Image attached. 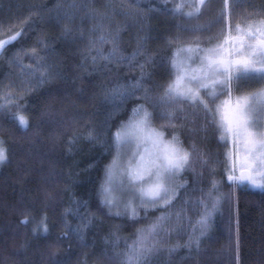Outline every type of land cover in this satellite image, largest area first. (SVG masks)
<instances>
[{
    "label": "snow or ice",
    "instance_id": "1",
    "mask_svg": "<svg viewBox=\"0 0 264 264\" xmlns=\"http://www.w3.org/2000/svg\"><path fill=\"white\" fill-rule=\"evenodd\" d=\"M168 3L169 0H163L162 10L188 19H198L205 7V0L193 3L173 0L171 8H167ZM105 7H111L115 13L114 6ZM126 7L125 15L146 19L157 6L153 4L148 9H142L137 0V3ZM54 8L57 10L56 24L60 27L57 39L71 37L76 42V50L82 59L79 67L90 65L93 74L95 71L100 72V79L95 85L97 95L105 102L111 101L113 111L124 108L127 115L126 119L110 125L106 139L101 141L111 151V160L102 166L98 174V210L106 207L108 213L112 214L115 207V216L126 214L136 218L139 217L138 207L142 206L145 210L144 218L151 220L149 224L138 228L133 237L123 238V249L119 248L122 240L118 235L119 228L110 232L106 240L115 251L106 253L103 264H151L150 255L159 249L164 238L170 236L174 229L190 228L185 245L190 252L198 251L210 226L211 217L221 201L219 188L222 179H211L207 188L195 187L199 181L180 179L197 150L194 133L202 130L207 135L211 130L218 144L228 146L224 152L223 175H226L230 185L239 187L247 184L264 190V0L260 19L247 25L238 23L235 33L231 27L233 5L229 0H224V8L220 10L218 18L227 24L226 32L225 24H221L222 39L218 38L215 43H211L212 38L209 37L208 46L205 47L202 37H194L190 43H185L180 36L171 37L168 41L170 55L165 51L164 56L159 51L150 50V36L140 35L139 32L130 56L121 54V26L112 27L111 21L105 24L107 13L97 8L77 3L76 0L57 4ZM61 8L64 9L63 14L58 11ZM85 9L87 16L99 22L85 27L82 18L81 24L77 25L76 17ZM32 15L30 12L29 23L21 24L20 31L10 28L12 34L0 38V50L6 51L8 46L24 35V29L30 27ZM35 15L42 17L44 14L38 10ZM199 30V25H193V32ZM52 39L47 34L38 35L35 47L30 50V57L22 55L25 53L23 48L9 57L10 64H16L21 72L27 73L21 81L22 88L12 91L11 81L7 85L0 81L3 87L0 92V109H19L21 114L14 118L18 119L23 128L29 126V119L22 114L25 106L18 101L35 87L64 78L60 63L49 55L54 51V44L50 43ZM172 45L176 47L172 48ZM197 57L198 62L195 59ZM25 58L31 59L32 63L23 65ZM157 60L164 64L167 78L146 86V78L152 77L148 69L154 68ZM124 61H127L129 68H139V77L129 82L127 77L120 76L118 65ZM242 80L253 81L260 87L233 95L234 88ZM133 96H138L144 103H133L128 111L126 101ZM13 97L16 103L10 102ZM186 103L192 107L190 114L184 107ZM178 112L184 115L180 126L186 130L189 115L192 122L202 119L200 128L193 127L187 131L188 137L193 139L190 148L185 147L180 138L183 133L175 131L177 125L174 122L178 119ZM157 117L174 129L170 136L162 130L165 124H154ZM36 134L38 130L33 133ZM88 135L100 140V134L95 129L90 130ZM7 159L8 150L0 140V163ZM197 191L199 196L194 195ZM83 206L80 201H76L75 208L65 210V218L75 213L80 217V223L73 229L70 221L63 219L67 231L61 233L62 237H67L72 231L80 235L81 230L94 221L95 213L90 212V207L85 213L80 212ZM148 209L158 212V215L149 218ZM136 222L133 219V223ZM44 227L47 231L46 224Z\"/></svg>",
    "mask_w": 264,
    "mask_h": 264
},
{
    "label": "trees",
    "instance_id": "2",
    "mask_svg": "<svg viewBox=\"0 0 264 264\" xmlns=\"http://www.w3.org/2000/svg\"><path fill=\"white\" fill-rule=\"evenodd\" d=\"M1 1L0 20L9 21L17 31H20L21 24L29 23V13H33L30 27L24 29V35L15 44L29 49L34 47L38 35H50L54 51L49 54L60 63L64 78L40 85L24 97L23 112L29 119L27 128L20 126L12 108L0 109V140L8 150L7 161L0 163V264H103L106 253L111 251L94 244L93 238H82L72 232L67 237L61 236L62 232L67 231L63 219H67L64 212L68 208V187L77 192L78 197L88 198L91 212L103 219L106 225H117L124 233L133 234L138 227L151 220L144 218V209L139 211L136 218L126 214L115 216V207L112 214L108 213L106 207L98 210V174L111 159L103 157L95 166V156L77 154L71 159L68 144L78 133L96 129L104 122L109 127L126 119L127 115L124 108L119 112L113 111L111 102H105L97 95L95 85L100 79V72L93 74L90 65L79 67L82 59L76 50V42L71 37L57 39L60 27L56 20H42L35 15L38 10L45 12L46 8L55 6L57 0H3L6 2L4 6ZM244 1L243 14H240L241 18L235 26L260 19L262 0ZM103 3V0H93L92 7L104 9ZM42 5L47 7L41 8ZM216 6L220 8L221 3ZM203 12V17L200 15L198 19L186 18L191 22L202 21L209 14V8L206 7ZM147 24L145 35L150 36L149 49L159 51L161 56L165 51L170 55L168 41L177 33L175 22L169 19L168 14L159 11L150 14ZM122 42L124 52L129 53L135 48L127 29L122 32ZM175 47L172 45V48ZM118 67L121 77H130L131 69L126 64L121 63ZM148 71L152 72V77L148 78L151 86L167 78L166 68L160 60ZM259 87L253 81L242 80L234 88L233 94H243ZM133 103L144 101L129 99L126 101L128 111ZM154 124L159 126L165 123L157 117ZM37 130L38 134L33 135ZM162 130L170 136L174 129L165 124ZM175 131L183 133L180 138L184 146L190 148L193 139L187 135L189 126L186 130L177 125ZM198 132L193 134L196 152L201 151L207 166L194 163V168L190 164L180 179L196 181L202 171L205 179L220 177L222 198L219 215L213 228L202 238L198 251L177 252L151 264H264V190L249 188L247 184L239 187L230 185L226 175H223L224 152L228 146L218 144L211 130L207 135L204 131ZM74 159H81L76 168L72 164ZM90 166L89 171L82 173L80 184L72 185L70 174L73 176L77 168ZM50 174H53L51 178ZM156 215L158 212L147 210L149 218ZM133 219L137 222L133 223Z\"/></svg>",
    "mask_w": 264,
    "mask_h": 264
},
{
    "label": "rangeland",
    "instance_id": "3",
    "mask_svg": "<svg viewBox=\"0 0 264 264\" xmlns=\"http://www.w3.org/2000/svg\"><path fill=\"white\" fill-rule=\"evenodd\" d=\"M68 2H71V0H57V3L55 5L65 4ZM76 2L77 3H85L89 7H92V4H93V0H76ZM103 2H104L103 3L104 9L99 8V10L101 12L107 13V17L104 20L105 24H107V23H109V21H111L112 27H117L118 25L121 26V33L126 29L129 30L131 35H132L134 45H135L137 33L139 32L140 35H145L146 29L148 28L147 18L146 19H140L138 17H132V16L125 15V12L127 11L126 6L128 4L137 3V0H103ZM172 2H173V0H169L167 8L172 7ZM177 2H178V0H177ZM184 2L185 3H193V2H198V0H184ZM1 3H2V6H4L6 2H4L2 0ZM219 3H221V7L217 8L216 5H219ZM229 3L233 5V8L231 10L232 11L231 27L233 29V33H235V27H236L235 23L241 18L240 14H243L244 9L242 10V6L245 7L244 3H246V1H244V0H229ZM153 4H155L157 7H156V9L152 10L151 14H153L155 12H159V11L161 13H163L164 15L168 14L169 19L170 20L172 19L178 28L177 33L174 34V37H176V36L182 37L183 41L185 43L192 42L194 37H202L203 38L202 43L206 47V46H208L207 42H208L209 37L212 38L211 43H215L218 38L222 39V36H220V29H221L222 23L225 24V32L227 31L226 22H222L218 19L219 14H220V10L222 8H224V0H205L204 9L206 7H208L210 12L208 15L207 14L205 15V18L202 21H199V22H191L190 20H187V18L184 16L173 14L167 10H162V9H164L163 0H139V7L142 9H148L150 7V5H153ZM106 5L114 6L115 7V13H113L111 7L106 8L105 7ZM122 5L124 7H121ZM215 8H217V9H215ZM46 9L47 10L45 12L43 11L44 15L42 17L40 16V18H42V20H44V19L45 20H50V19L56 20L57 10L54 8V6L51 8H46ZM48 9H52V11L49 12ZM204 9H203V11H204ZM58 11L61 14H63L64 9L61 8ZM203 11H202V13H204ZM85 13H86V9L81 10L79 12V14L76 17V24L77 25L81 24L82 18H83V25L86 24L85 27H90L92 25V23H94V22L98 23L99 22V20L93 21V19L90 16H87ZM49 15H52L53 17H49ZM201 15L203 17V14H201ZM225 15H227V10H225ZM10 20L13 21V19H10ZM14 21H16V20H14ZM193 25H199L200 30L193 32L192 31ZM10 28H16V27L11 25V23L9 21H6L2 18L0 20V38H5L6 34L11 35L12 34L11 31H9ZM141 29H143V31H141ZM15 31H17V30L15 29ZM33 46L35 47V44ZM20 48L25 49V53L22 55H26L28 57L31 56L30 50L33 47L27 49L24 47H20L15 43L8 46L6 51L0 50V81L3 82V85L9 84V82L11 81L12 91H16L17 88L23 87L21 85V81L27 75L26 72H21V69L19 66H17L16 64H10L9 63V57H11L13 55V53L15 51L19 50ZM134 49L131 52L127 53V52H124V49L122 48L121 54L130 56V54L134 51ZM50 57H51V55H50ZM195 59L198 62V57ZM31 63H32L31 59H28V58L23 59V65L27 66ZM122 63L127 65V61H124ZM128 69H131V75L128 78L129 82L132 79L139 77V75H140L139 68H129L128 67ZM145 84H146V86H151L148 78H146ZM38 87H35V88H38ZM2 91H3V87L0 86V92H2ZM141 91H143V90H141ZM226 94L227 93H225V95ZM27 95H28V93L24 97H26ZM233 95H238V94H233ZM24 97L18 101V103L20 105H23L22 100L25 99ZM220 98L222 99L223 97H220ZM130 99L139 100V101L141 100L138 98V96H133ZM0 102H2V99H0ZM10 102L16 103L17 101L13 97V98H10ZM111 106H112V110H113L114 106H113L112 102H111ZM184 107L189 114L192 112V107L189 104L186 103L184 105ZM12 109L14 110L16 115L21 114V111L19 109H17L16 107H12ZM121 109L122 108H120L118 111H115V112H119ZM22 114L24 115L23 111H22ZM177 116H178V119L174 123L176 125H181V122L184 120V115H183V113L178 112ZM159 120H161V119H159ZM161 121L163 123H165V121H163V120H161ZM201 125H202V120H200L199 122H192V117L189 115L188 126H189L190 130L193 127L200 128ZM107 129H108V123L107 122L102 123L100 126H98L95 129V131L100 134V140L91 138L88 135V132L90 130L74 135L69 140V144H68V153L70 155V158L73 159L75 157V155H77V154H82V155H86V156L87 155L88 156L89 155L95 156V158L93 160L94 161L93 166L97 165V163L103 157H109L111 159V151L109 150V148L106 144L101 142L102 140L106 139ZM200 131H202V130H200ZM112 151H114V149ZM80 160L81 159H74L73 160L72 164H73L74 168H76L77 165H79ZM194 163H199V165L207 166V163H205V160L202 157L201 151L199 153H197L196 151L193 153L191 164L194 168H196ZM91 167L92 166H90L86 169H82V168L78 169L77 168L74 171L73 176H71V174H70L69 181H71L72 185L78 186L81 182L82 173H85V171H87V170L89 171ZM88 176L89 175H87V177ZM204 176H205V173L202 171L201 177L200 178H198V176L196 177V181H199V183H197L195 185V187L207 188L210 186L211 179L216 178L215 176H213L210 179H205ZM216 179L221 180L220 177H218ZM248 187L252 188V189H260V188H253L250 186H248ZM68 190H69L68 208L69 207L75 208L76 207V201H80L81 204L84 205L83 207L80 208V212L85 213L89 209V204L85 203V202H88V198L85 199V197H78L76 194L77 192H75L74 190L71 191L69 189V187H68ZM219 192L222 194L221 186L219 188ZM194 195L199 196V191L195 192ZM137 204H139L138 199H137ZM121 209L123 210L122 207H121ZM142 209H143L142 206L138 207V212L141 211ZM90 212H91V210H90ZM219 212H220V203H219L217 209L215 210L214 214L211 217L210 226H209L206 234L213 228L214 223H215V221L219 215ZM193 215H195V214H193ZM67 219L70 221L71 227L73 229H75L77 227V225L80 223V217L76 216L75 213H73L72 217H67ZM149 223H147V224H149ZM140 227H138V228H140ZM116 228H119L118 235L122 238L121 243L119 245V248L123 249L125 246L124 242H123V238L133 237V234L136 231L133 234L124 233V231L120 229L121 227H118L117 225L114 226L113 224H110V223L106 225V222L96 215H95L94 221L89 223V226L86 229H82L81 234L78 236H80L82 238L91 237V238H93L92 240H93L94 244L96 243L98 246H101L102 249L113 252V251H115V249H113L111 244L107 243L106 237L108 236V234L110 232H112ZM188 230H190V228L189 229H174L170 236H166L164 238V243L159 246V249L150 255L149 260L151 262H153V261H156L158 259L168 258L172 254L177 253V252H179L180 254H184L185 251L189 252L190 250L185 245V241L188 238V235H187ZM72 233L77 235L75 231H72ZM174 245H178V246L173 247Z\"/></svg>",
    "mask_w": 264,
    "mask_h": 264
},
{
    "label": "bare ground",
    "instance_id": "4",
    "mask_svg": "<svg viewBox=\"0 0 264 264\" xmlns=\"http://www.w3.org/2000/svg\"><path fill=\"white\" fill-rule=\"evenodd\" d=\"M163 261V260H162Z\"/></svg>",
    "mask_w": 264,
    "mask_h": 264
}]
</instances>
